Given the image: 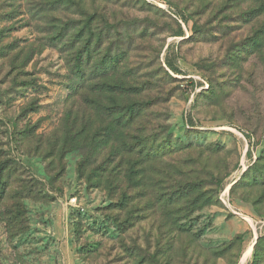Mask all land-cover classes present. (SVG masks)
Wrapping results in <instances>:
<instances>
[{
    "label": "rangeland",
    "instance_id": "obj_1",
    "mask_svg": "<svg viewBox=\"0 0 264 264\" xmlns=\"http://www.w3.org/2000/svg\"><path fill=\"white\" fill-rule=\"evenodd\" d=\"M111 77L142 87L148 149L172 143L147 191L123 192L97 148L60 156L83 110L104 125L88 108ZM1 166L27 230L0 203V264H264V0H0ZM181 183L203 200L176 227L150 195Z\"/></svg>",
    "mask_w": 264,
    "mask_h": 264
},
{
    "label": "trees",
    "instance_id": "obj_2",
    "mask_svg": "<svg viewBox=\"0 0 264 264\" xmlns=\"http://www.w3.org/2000/svg\"><path fill=\"white\" fill-rule=\"evenodd\" d=\"M82 59H79L75 66V72L78 75L81 74V76L83 75ZM118 63V58L110 57L104 62V67L106 66V69L109 70L117 66ZM105 71L106 70L98 68L95 74L99 76V72L103 74ZM115 73L116 72L112 71L107 74V77ZM82 78L83 77L80 79ZM115 80L114 77L106 80L104 87H102L103 89L96 85L99 89L95 92H98L100 97H107V99L100 103L97 100L95 102L96 104L88 108L103 120L104 125L92 131L89 128L90 121L87 118L86 111L83 110L85 123L81 128H78L80 123L78 115L73 126L67 127L65 130V144L59 151L60 156L63 158L64 154L70 149L72 150L81 145H89L95 149L97 148L99 154L101 152L106 153L105 159L99 167V171L106 172L108 178H114L115 181L120 184L123 192L127 193L130 190H139V192L147 191V187L150 186V179L148 178V174L144 171L146 167L145 164L149 162L150 158L151 162H159L162 158V151L160 149L167 150L168 148L163 147V145H170L172 143L171 141L164 143L166 140L159 142V140L153 139L151 140L152 147L148 149L149 140L143 137L146 128L144 120L149 110V103L144 101V91L140 85L130 83L122 84ZM86 119H88V121H86ZM132 133H135L136 136H132ZM87 163L88 161L86 159L79 164L80 172H84ZM1 169L0 173H2L6 167L1 166ZM245 174H247V171ZM199 187V183H181L173 189L172 193H163V196L162 194L150 195V199H152L157 206L160 205V214L170 221L169 223L171 226L177 227L179 225L178 222L185 219L183 212L186 211V214L193 212L198 208L197 205L201 200H203V197H201L202 195L196 194V191L200 189ZM0 197L3 198H0V203L6 201V203L10 202V205L8 204L9 207L12 205L13 211L4 219L10 236L26 231L27 227L23 217L24 209L22 206L24 198L21 194L15 193L13 196L10 195L9 197L7 196V192H3L2 189ZM122 203L123 205L121 206L123 207L125 204L124 199ZM208 204V202H203L199 208L205 207ZM180 214L182 216H180ZM257 247L258 243L254 246V256H256Z\"/></svg>",
    "mask_w": 264,
    "mask_h": 264
},
{
    "label": "bare ground",
    "instance_id": "obj_3",
    "mask_svg": "<svg viewBox=\"0 0 264 264\" xmlns=\"http://www.w3.org/2000/svg\"><path fill=\"white\" fill-rule=\"evenodd\" d=\"M253 245H255V243H251L248 248L246 249L245 253H244V257H243V262L246 261L250 255L252 254V249H253Z\"/></svg>",
    "mask_w": 264,
    "mask_h": 264
},
{
    "label": "water",
    "instance_id": "obj_4",
    "mask_svg": "<svg viewBox=\"0 0 264 264\" xmlns=\"http://www.w3.org/2000/svg\"><path fill=\"white\" fill-rule=\"evenodd\" d=\"M230 189V188H229Z\"/></svg>",
    "mask_w": 264,
    "mask_h": 264
}]
</instances>
